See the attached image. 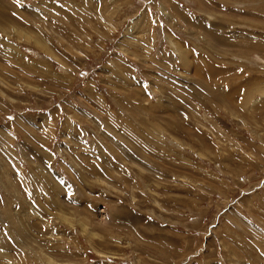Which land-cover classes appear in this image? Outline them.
Listing matches in <instances>:
<instances>
[{
  "label": "rangeland",
  "instance_id": "374dc122",
  "mask_svg": "<svg viewBox=\"0 0 264 264\" xmlns=\"http://www.w3.org/2000/svg\"><path fill=\"white\" fill-rule=\"evenodd\" d=\"M0 264H264V0H0Z\"/></svg>",
  "mask_w": 264,
  "mask_h": 264
},
{
  "label": "bare ground",
  "instance_id": "6f19581e",
  "mask_svg": "<svg viewBox=\"0 0 264 264\" xmlns=\"http://www.w3.org/2000/svg\"><path fill=\"white\" fill-rule=\"evenodd\" d=\"M24 33V32H23ZM17 34H18V32H17ZM20 35V34H19ZM24 34H22V35H20V36H23ZM32 38H33V36H32ZM17 40L19 41V38H17ZM39 39H37V41H38ZM24 41V40H23ZM26 41H28V40H26ZM29 41H31V40H29ZM37 41H35L34 42V44H35V46L37 45ZM39 42V41H38ZM27 43V42H26ZM32 43V42H31ZM38 48V47H37ZM40 49V48H39ZM41 49L42 50H45L46 49V47H44V46H41Z\"/></svg>",
  "mask_w": 264,
  "mask_h": 264
}]
</instances>
